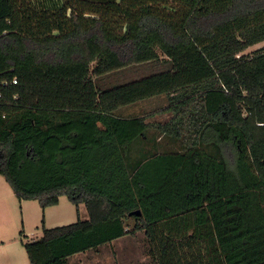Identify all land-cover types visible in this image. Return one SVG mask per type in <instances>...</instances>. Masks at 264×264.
<instances>
[{"label": "trees", "instance_id": "obj_1", "mask_svg": "<svg viewBox=\"0 0 264 264\" xmlns=\"http://www.w3.org/2000/svg\"><path fill=\"white\" fill-rule=\"evenodd\" d=\"M263 40L264 0H0V80L17 77L0 174L19 199L88 212L43 218L30 264L137 231L156 264H264V48L242 53ZM160 53L169 69L99 86ZM155 95L165 121L113 114Z\"/></svg>", "mask_w": 264, "mask_h": 264}, {"label": "rangeland", "instance_id": "obj_2", "mask_svg": "<svg viewBox=\"0 0 264 264\" xmlns=\"http://www.w3.org/2000/svg\"><path fill=\"white\" fill-rule=\"evenodd\" d=\"M258 48H264V40L250 45L242 53L251 55ZM169 67L167 56L160 53L158 60L130 64L103 74L99 76L98 84L110 88L165 71ZM165 105H168V100L161 95H155L121 106L113 114L125 116L124 114H136L139 110H144L147 122H162L171 115L169 112L159 111ZM152 131H156V134L158 132L154 125L150 126L149 133ZM43 218L45 227H53L69 224L78 218H88V212L83 203L76 205L66 195H61L57 204L45 208L35 199H19L0 174V264H30L24 242L41 235ZM148 244L144 232L137 231L135 234H125L97 247L74 253L68 257V264H156L148 252Z\"/></svg>", "mask_w": 264, "mask_h": 264}, {"label": "built area", "instance_id": "obj_3", "mask_svg": "<svg viewBox=\"0 0 264 264\" xmlns=\"http://www.w3.org/2000/svg\"><path fill=\"white\" fill-rule=\"evenodd\" d=\"M17 83V77L12 76L10 78H4L0 80V123H3L7 119V110L5 107L8 106L9 102L6 99L5 91L10 88L11 85ZM16 93L12 95V98H16Z\"/></svg>", "mask_w": 264, "mask_h": 264}, {"label": "crops", "instance_id": "obj_4", "mask_svg": "<svg viewBox=\"0 0 264 264\" xmlns=\"http://www.w3.org/2000/svg\"><path fill=\"white\" fill-rule=\"evenodd\" d=\"M137 106H138V103H137ZM166 106V105H165ZM164 106V107H165ZM138 108H140V107H138ZM161 109H162V107H161ZM160 110V109H159ZM144 110H139L138 112H136V114H124L125 116H130V115H142V116H144V115H146V114H144V112H143ZM146 121H147V118H146ZM86 219V218H85Z\"/></svg>", "mask_w": 264, "mask_h": 264}, {"label": "water", "instance_id": "obj_5", "mask_svg": "<svg viewBox=\"0 0 264 264\" xmlns=\"http://www.w3.org/2000/svg\"><path fill=\"white\" fill-rule=\"evenodd\" d=\"M140 213H141L140 209H134L129 212V214H136V215H140Z\"/></svg>", "mask_w": 264, "mask_h": 264}]
</instances>
